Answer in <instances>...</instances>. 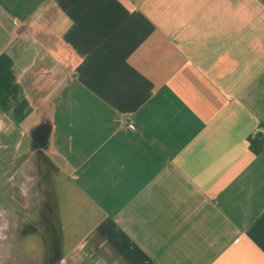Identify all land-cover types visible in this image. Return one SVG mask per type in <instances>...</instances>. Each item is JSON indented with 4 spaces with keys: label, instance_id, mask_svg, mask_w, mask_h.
Instances as JSON below:
<instances>
[{
    "label": "crops",
    "instance_id": "crops-1",
    "mask_svg": "<svg viewBox=\"0 0 264 264\" xmlns=\"http://www.w3.org/2000/svg\"><path fill=\"white\" fill-rule=\"evenodd\" d=\"M0 264H264V0H0Z\"/></svg>",
    "mask_w": 264,
    "mask_h": 264
},
{
    "label": "rangeland",
    "instance_id": "rangeland-1",
    "mask_svg": "<svg viewBox=\"0 0 264 264\" xmlns=\"http://www.w3.org/2000/svg\"><path fill=\"white\" fill-rule=\"evenodd\" d=\"M50 123L49 121L44 122L35 130V136L31 139L30 147H39L45 141V137L49 134ZM55 258V257H54ZM56 259V258H55Z\"/></svg>",
    "mask_w": 264,
    "mask_h": 264
},
{
    "label": "built area",
    "instance_id": "built-area-1",
    "mask_svg": "<svg viewBox=\"0 0 264 264\" xmlns=\"http://www.w3.org/2000/svg\"><path fill=\"white\" fill-rule=\"evenodd\" d=\"M129 126H130L131 128H135V123H134L133 121H131V122H129Z\"/></svg>",
    "mask_w": 264,
    "mask_h": 264
}]
</instances>
